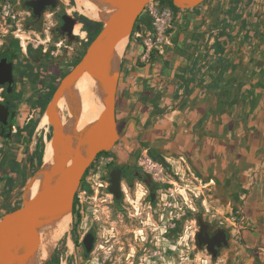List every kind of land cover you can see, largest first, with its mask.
<instances>
[{"label": "crops", "instance_id": "crops-1", "mask_svg": "<svg viewBox=\"0 0 264 264\" xmlns=\"http://www.w3.org/2000/svg\"><path fill=\"white\" fill-rule=\"evenodd\" d=\"M246 3L237 7L242 18L231 20L230 1L174 10L159 49L131 37L116 110L131 141L187 161L205 187L243 214L245 254L264 264V0Z\"/></svg>", "mask_w": 264, "mask_h": 264}, {"label": "flooded vegetation", "instance_id": "flooded-vegetation-1", "mask_svg": "<svg viewBox=\"0 0 264 264\" xmlns=\"http://www.w3.org/2000/svg\"><path fill=\"white\" fill-rule=\"evenodd\" d=\"M27 1L29 0H22L19 8L26 14L23 24L29 27L30 34H0L5 37L0 39V62L5 58L8 63H12V79L0 84L2 141L10 139L16 131L22 106L42 98V93H50L54 86L56 89L61 79L82 59L88 48L82 36L77 33V22L82 18L79 13L87 16L78 5L70 9L71 0H54V7L45 5L36 14L26 4ZM1 3L2 0L0 6ZM65 15L74 21L71 32L74 38L63 30ZM48 22L51 26L47 29L45 26ZM6 37H14L16 40L5 42ZM22 37L25 38L23 41ZM88 38L90 40L89 33ZM0 68V73L3 74L4 65ZM117 120L120 131L118 116ZM1 144L3 146V142ZM132 152L127 146L115 149L114 145L107 156L108 172L102 175L91 172L97 160L105 153L97 155L86 170L76 193L72 219L76 223L82 221L85 203L90 197L89 187L96 189V198L100 201H106L101 195L105 189L111 228L109 264H165L167 259L169 263L173 260V264H183L185 259H188V264H196L197 249L217 259L224 249L233 244L234 239L223 221L214 223L208 217L205 210L209 209L205 201V207H197L196 191L190 187L191 184L196 186L195 173H182L175 171L174 167H171V172L164 173L158 170L159 167L170 168L168 164L172 163L167 160V156L141 157L129 154ZM77 230L81 233L74 226L72 236L77 234ZM225 233L228 246L216 244L213 250H209L205 239ZM88 234L94 236L93 249L98 240V232L94 227H90L79 238L85 255L91 253L85 247ZM219 236L217 243L223 245ZM214 251L217 253L216 257L213 256ZM232 258L233 256L229 257L226 264H235Z\"/></svg>", "mask_w": 264, "mask_h": 264}, {"label": "water", "instance_id": "water-1", "mask_svg": "<svg viewBox=\"0 0 264 264\" xmlns=\"http://www.w3.org/2000/svg\"><path fill=\"white\" fill-rule=\"evenodd\" d=\"M92 1L100 5L102 10L109 9L110 13L106 16L101 31L88 45L82 59L61 79L47 104L45 113L49 116L53 130L52 160L42 170L40 177H37L40 178V183L36 194L0 219V264H31L34 261L42 230L64 214L71 213L72 220L75 196L86 170L99 153L112 150L121 136L116 110L121 61L115 65L114 58L119 43L131 38L139 15L155 0ZM203 1L173 0L180 8L195 7ZM26 4L36 14L45 5L55 6L54 0H29ZM64 20V32L74 38L71 34L74 21L67 15ZM2 65L4 73H0V84L12 79V63L4 58L0 67ZM85 73L97 84L102 108L97 119L88 126L79 147L74 150L70 144V129L62 119L60 103ZM132 120L136 123L135 118ZM198 221L201 222V219L198 218ZM218 236L205 239L209 250H213L216 244L228 246L227 234L219 236L224 242L223 245L217 243ZM93 243L94 236L88 234L85 239L88 253L92 252ZM213 256H217L215 251Z\"/></svg>", "mask_w": 264, "mask_h": 264}, {"label": "rangeland", "instance_id": "rangeland-1", "mask_svg": "<svg viewBox=\"0 0 264 264\" xmlns=\"http://www.w3.org/2000/svg\"><path fill=\"white\" fill-rule=\"evenodd\" d=\"M21 1L22 0H2L0 6V34H30L28 30L29 27L24 26L23 24L24 16L26 14L19 8V5H21ZM152 2L160 7H169L163 2ZM71 3L72 5H69L70 9L73 8L74 5H77L76 0H71ZM71 12L75 13L77 11L71 10ZM77 13H79V11ZM109 13V9H103L101 11L100 19H90L104 23V20ZM145 13L147 14V10H145ZM79 14L81 17L84 16L81 13ZM81 20L77 22V33L80 37H88L89 32L84 28V22ZM49 26H51V24L48 22L45 27H47L48 29ZM148 29L150 28H148L146 24H141L140 22L136 23L134 36L137 35V32L142 33L147 31ZM4 38L5 37L0 36V39ZM23 39L25 38L22 37L21 41H23ZM14 40H16L14 39V37H9L7 38V40H5V42ZM90 42L91 38L89 40V43ZM89 43H86V46H88ZM122 54L120 53L121 59ZM93 86L94 84L92 85L91 89L93 88ZM49 94L50 93L44 91L42 93V98L31 101L32 104L28 103L25 106L23 105L22 113L18 118V126L16 131L13 133V136L10 139H6L5 141L0 140V219L5 213L22 206L24 201L27 200L30 195H32L30 187L33 180L37 177H40V173L42 172V170L47 168L52 160L53 149L51 145V139L53 130L50 124V119L47 124H42V118L45 114L47 104L49 103V101H47ZM67 95H71V91ZM43 100L47 101L45 109L40 103V101ZM70 106L68 107L66 104H63L60 108L62 119L69 118ZM80 113V115L82 116V110L80 111ZM117 114L119 118V132L121 136L115 144V149L124 147L127 144L132 143L134 150L129 154L138 155L141 157L162 155L161 153L148 152L145 148H143V145L139 142V140L131 141L132 134L128 133V135L126 132H123V124L126 121V116H122L120 110H118ZM27 138H29V140H27ZM2 142L3 146L1 144ZM38 143H44L46 146L45 155L40 165L38 156L34 154ZM124 150L123 152H126ZM126 154H128V152H126ZM109 155L110 153L103 154L102 157H100L92 167L91 172H94L98 175L106 174L109 169V158H107V156ZM167 160L172 163L168 164L170 168L166 166L165 168L159 167L160 169L158 171H162L164 173L171 172V167H174L175 171L194 174V170L192 168H189L187 163H185L183 159H174L172 157H168ZM205 186V181L199 180L198 178L196 179V186L194 187V185L192 184L190 186L196 191L197 207H205L203 204V201H205L206 207L209 209V211L205 210V212L208 214V217L214 223L223 221V225L230 231L234 240L233 244L229 248L224 249L217 259H213L210 256L206 255L204 251H200L197 249L196 264H226L227 259L231 256H233L232 260L235 264H253V253L245 254V250L247 249V247H245L244 245L243 230L244 226H246V222L243 223L241 221L243 214L238 212L234 208L232 209L230 206H228L226 199H222V197L217 192ZM89 188L90 197L85 203L84 216L82 221L76 223V220H71L70 227L67 233H65L57 241L51 256L41 264L110 263L109 243L111 238V228L109 225V204L107 201V191L104 189V191L101 193L106 201H100V199L96 198V189L92 186ZM185 195L188 196V194ZM78 224L80 225L78 226ZM74 226H77L81 233H79L77 230V234L72 236ZM90 227L96 228L98 232V240L93 251L89 255H85L82 249V245L81 243H79V238H81V236ZM185 238L187 240L188 235H186ZM185 257L187 256L185 255ZM173 262L174 261L172 260V262L169 263L167 259V261H165L164 263L173 264ZM183 264H188V259H185Z\"/></svg>", "mask_w": 264, "mask_h": 264}, {"label": "bare ground", "instance_id": "bare-ground-1", "mask_svg": "<svg viewBox=\"0 0 264 264\" xmlns=\"http://www.w3.org/2000/svg\"><path fill=\"white\" fill-rule=\"evenodd\" d=\"M76 1L78 7L88 17L96 20L101 18L102 7L100 5L94 3L92 0ZM126 42L127 40L120 42L117 47L116 56L114 58L115 65H118L120 62V53L122 54ZM93 84L94 86L91 89ZM63 104H66L68 107L72 104L69 109V118L63 119V122L70 129V144L74 148V150H76L79 147L80 140H82L81 138L84 137L88 126H90L97 119L102 108L101 102L98 97L96 82L88 74L86 75L85 73L71 87V95H67L61 101L60 108ZM81 110L82 116L80 115ZM48 122L49 116L45 113L42 118V124H47ZM39 183L40 178H36L35 181L31 184L30 190L32 195L36 194ZM70 223L71 213H67L51 222L42 230L40 234V245L38 248V252L31 264H41L51 256L57 241L69 230Z\"/></svg>", "mask_w": 264, "mask_h": 264}, {"label": "trees", "instance_id": "trees-1", "mask_svg": "<svg viewBox=\"0 0 264 264\" xmlns=\"http://www.w3.org/2000/svg\"><path fill=\"white\" fill-rule=\"evenodd\" d=\"M157 2H163L164 4L168 5L169 7H171L173 10H177L180 7H178L177 5H175V3L173 2V0H155ZM243 0H230V8L226 11V14L228 15L229 19H241L242 18V12L239 10L237 11V7L240 4V2H242ZM251 0H248L247 3H250ZM246 3V4H247ZM146 8V7H145ZM145 10L139 15L136 23H144L147 25L148 28L152 27L151 24V17L149 15H145ZM257 17V16H256ZM82 21L84 22V28L86 30H88L91 41L97 36V34L101 31L104 23L103 22H99V21H95L92 20L90 18H88L87 16H82ZM244 23L246 25H250L252 22L247 20V19H243ZM135 33V29L132 33V36H134ZM225 32L224 31H220L219 36H224ZM55 86L52 88V90L50 91V94L47 98V101H50L53 92H54ZM47 101L43 100L40 101V103L42 104V107L45 109L46 103ZM27 140H29V138H27ZM45 150H46V146L44 143H38L36 146V150L34 152L35 155L38 156L39 159V165L42 163L43 161V157L45 155ZM109 151H104L103 153H108Z\"/></svg>", "mask_w": 264, "mask_h": 264}, {"label": "built area", "instance_id": "built-area-1", "mask_svg": "<svg viewBox=\"0 0 264 264\" xmlns=\"http://www.w3.org/2000/svg\"><path fill=\"white\" fill-rule=\"evenodd\" d=\"M147 14L151 17L152 27L145 32H137L136 36L141 39L147 50L162 48L168 43V30L173 20V10L169 7H160L153 2L146 6ZM86 43L89 38L82 37Z\"/></svg>", "mask_w": 264, "mask_h": 264}]
</instances>
